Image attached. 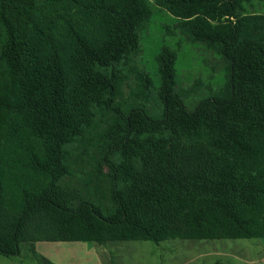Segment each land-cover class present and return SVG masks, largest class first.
<instances>
[{"label": "trees", "instance_id": "obj_1", "mask_svg": "<svg viewBox=\"0 0 264 264\" xmlns=\"http://www.w3.org/2000/svg\"><path fill=\"white\" fill-rule=\"evenodd\" d=\"M153 1L230 75L189 108L162 47L158 118L134 104L153 85L132 60L149 0H0V255L25 244L55 264L37 242L264 238V0Z\"/></svg>", "mask_w": 264, "mask_h": 264}, {"label": "rangeland", "instance_id": "obj_2", "mask_svg": "<svg viewBox=\"0 0 264 264\" xmlns=\"http://www.w3.org/2000/svg\"><path fill=\"white\" fill-rule=\"evenodd\" d=\"M152 18L140 31L141 51L133 62L144 69L152 87L135 105L144 107L154 118L162 115V103L157 97L159 87L157 55L167 46L177 52V89L189 108L201 99L218 93L229 81V71L221 56L204 43H192L175 27L176 18L149 0ZM256 3V11L264 6ZM253 5L250 8H255ZM129 75L123 99L128 102L134 85ZM97 129V128H95ZM94 133V132H93ZM90 139L74 146L72 156L82 158L90 151ZM36 251L55 264H264V238L169 239L159 244L151 240L111 241L105 245L78 241H39ZM39 259V258H38ZM0 264H40L31 248L25 244L22 254L14 257L0 255ZM43 264L46 262L43 260Z\"/></svg>", "mask_w": 264, "mask_h": 264}, {"label": "crops", "instance_id": "obj_3", "mask_svg": "<svg viewBox=\"0 0 264 264\" xmlns=\"http://www.w3.org/2000/svg\"><path fill=\"white\" fill-rule=\"evenodd\" d=\"M60 242V241H59ZM78 242H80V241H78Z\"/></svg>", "mask_w": 264, "mask_h": 264}]
</instances>
